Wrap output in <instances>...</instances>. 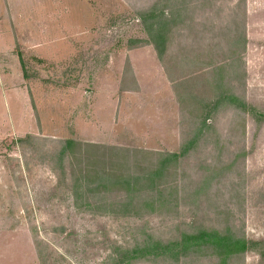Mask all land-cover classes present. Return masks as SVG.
<instances>
[{
  "label": "rangeland",
  "instance_id": "rangeland-1",
  "mask_svg": "<svg viewBox=\"0 0 264 264\" xmlns=\"http://www.w3.org/2000/svg\"><path fill=\"white\" fill-rule=\"evenodd\" d=\"M262 113L264 0H0V264H264Z\"/></svg>",
  "mask_w": 264,
  "mask_h": 264
},
{
  "label": "trees",
  "instance_id": "trees-1",
  "mask_svg": "<svg viewBox=\"0 0 264 264\" xmlns=\"http://www.w3.org/2000/svg\"><path fill=\"white\" fill-rule=\"evenodd\" d=\"M153 15V13H150ZM154 17V15H153ZM154 25L149 26V33L151 34V28ZM164 25H159L155 28L153 35L154 42L160 55L164 54L165 36H164ZM264 117V113H262ZM72 139L67 140V145L72 143ZM67 147H63L64 152ZM184 152V151H183ZM181 153H170L168 156L177 157ZM166 166L165 162H161L157 165L153 174H160L164 171ZM211 245L215 249L216 253L220 256L219 264H225L227 258L230 255L245 251L249 245L248 240L244 237L236 236L232 233H223L217 230L201 229L198 232L186 233L180 239L175 241L162 242L160 240L146 241L143 244H136L133 247L123 248L121 245L118 246L112 255V264H130L135 258L147 256L149 254L154 255H167L169 253L178 256L184 254L193 245ZM174 252V253H173Z\"/></svg>",
  "mask_w": 264,
  "mask_h": 264
}]
</instances>
